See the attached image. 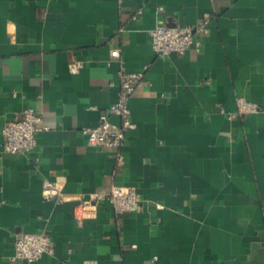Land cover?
I'll list each match as a JSON object with an SVG mask.
<instances>
[{"label":"crops","instance_id":"0c3cea01","mask_svg":"<svg viewBox=\"0 0 264 264\" xmlns=\"http://www.w3.org/2000/svg\"><path fill=\"white\" fill-rule=\"evenodd\" d=\"M205 16L198 49L156 55L157 24ZM121 68L145 83L117 166L81 129L118 99ZM240 95L264 105V0H0V127L27 106L47 126L25 155L0 135V264H24L15 234L43 230L55 253L35 264H264V114H238ZM113 184L137 186L140 208L84 203Z\"/></svg>","mask_w":264,"mask_h":264},{"label":"built area","instance_id":"2783aa9c","mask_svg":"<svg viewBox=\"0 0 264 264\" xmlns=\"http://www.w3.org/2000/svg\"><path fill=\"white\" fill-rule=\"evenodd\" d=\"M208 20L209 17L205 16L196 26L157 24L150 30L151 46L154 52L157 56L165 58L172 54L182 55L192 46L198 49L200 42L196 34L204 30ZM111 57L121 60V50L112 49ZM81 66L79 61H72L70 70L77 72ZM118 79L120 85L118 99L99 114L96 124L82 127L81 132L88 144L110 152L117 166H120L124 160L122 147L127 133L135 128L129 98L137 86L145 83V78L143 72H129L121 68ZM236 112L240 115L264 114V105L240 95L236 98ZM113 116L119 118L118 122L112 120ZM46 129L42 114L32 106L25 107L20 116L5 119L0 127L4 152L15 155L32 152L37 147L40 132ZM44 193L46 196H62L59 187L53 182L45 186ZM100 200L109 201L116 213H125L138 210L144 198L135 185L113 184L108 192H92L84 198V203ZM54 253L52 238L45 230L20 231L15 234L13 260H20L24 264H35L44 254L53 255Z\"/></svg>","mask_w":264,"mask_h":264}]
</instances>
